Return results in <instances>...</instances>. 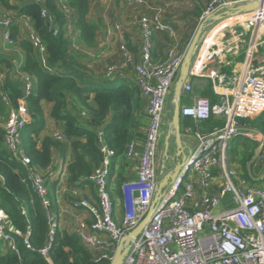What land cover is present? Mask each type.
Instances as JSON below:
<instances>
[{
  "label": "built area",
  "instance_id": "built-area-1",
  "mask_svg": "<svg viewBox=\"0 0 264 264\" xmlns=\"http://www.w3.org/2000/svg\"><path fill=\"white\" fill-rule=\"evenodd\" d=\"M43 1L35 0L36 3ZM123 2L148 9L146 0ZM59 5L68 20L67 37L71 38L74 31L73 10L64 0H60ZM228 5L229 0H209L202 20ZM16 15V12L5 11L0 4V28L4 30V41L9 46L14 45L11 27ZM22 17L25 19L28 41L37 52L41 64L49 69L44 40L36 32L33 21ZM42 17L49 23L50 31L57 35L58 24L46 9L42 10ZM242 28L254 33L244 72L229 75L214 68L212 65L223 55L238 48V44L232 46L223 41L226 35L231 34L236 38ZM114 29L120 33L118 41L122 62L109 66L106 77H117L133 65L134 80L147 100L143 137L132 141L126 153L128 159L137 161V176L121 188L123 211L118 217L111 194V165L115 152L106 145L104 131L98 129L97 140L103 162L88 179L97 191V202L81 198L72 205L75 210L89 212L93 218L90 232L85 231L79 223L76 234L88 247L103 251V256H111V259L123 238L137 228L153 206L159 180L160 139L167 103L186 54L179 51L177 32L163 21L158 10L154 14L147 11L141 13V62L138 65L134 64L121 26L115 25ZM261 30H264V8L214 23L201 37L182 94L190 96L193 93V80L205 78L212 82L219 101L212 104L208 98L197 97L190 105L181 107V118L200 123L214 117L223 121L224 126L211 132H202L198 127L184 128L183 133L193 135L198 144L191 151L177 179L167 188L164 198L155 206L151 222L131 241L124 264H264V180L260 186L256 181L264 173L258 177L249 175L248 178L246 173L250 170L235 167L230 162L231 143L235 138L253 139L258 135L243 133L242 120H254L264 113V63L253 65L251 61ZM157 32H167L173 39L164 61L153 59ZM241 37L237 38L238 42ZM15 66L24 85V96L16 105L4 91V76L0 72V99L8 109L3 142L12 159L25 168L23 182L42 201L49 219L50 239L53 240L59 226L50 210L48 179L56 177V173L51 167L45 171L34 167L23 144V132L32 123L28 98L34 95L37 85L32 75L21 72V63ZM86 115L83 113V116ZM53 137L58 141L66 139L60 132ZM59 175L68 177L66 171ZM191 175L197 176V181ZM73 195L79 198L80 192L74 190ZM16 236L22 235L0 209V243L20 254ZM28 236L29 232L24 237V244L31 249ZM102 236H107V239ZM50 248L51 243L39 251L49 262Z\"/></svg>",
  "mask_w": 264,
  "mask_h": 264
},
{
  "label": "trees",
  "instance_id": "trees-1",
  "mask_svg": "<svg viewBox=\"0 0 264 264\" xmlns=\"http://www.w3.org/2000/svg\"><path fill=\"white\" fill-rule=\"evenodd\" d=\"M64 1L73 10L72 24L79 32L80 43L93 47L96 43L97 27L87 20L92 0ZM0 4L7 12L15 11L16 18H30L47 47L49 69L41 64L29 41L20 42L26 52L21 72L32 75L37 85L34 95L28 98L32 123L23 132L24 148L32 160V165L37 169L47 170L56 152L65 158L71 150L72 161L67 167L69 182L73 186L89 182L88 179L103 162L97 140V130L102 129L106 145L115 152L111 165L113 176L116 172V160L123 159L129 144L139 137L140 128L145 122L140 116L142 98L138 85L135 81L130 83L122 79L125 73H120L113 82L99 83L86 78V68L74 54L72 43L67 37L68 20L60 8V0H44L42 3H36L35 0H0ZM43 9L58 24L57 35L50 31L49 23L42 17ZM202 16L203 13L198 10L192 13L196 21L190 24L182 50L189 46ZM17 30V26L11 27L12 40L16 39ZM0 72L4 76V91L16 105L24 96V85L13 59L1 53ZM112 83L117 85H110ZM206 96L211 99L212 104L219 101L211 93ZM71 97L79 103L77 106H82L86 111L85 122L79 120V117L84 119L83 114H76L71 107ZM43 102L51 104L50 116L64 124V141L56 140L53 135L42 139L40 144L36 140L47 127ZM6 111L7 107L0 99V116H5ZM186 123L194 127L196 125L193 119L186 120ZM199 124L202 125V132H211L214 128L220 129L224 126L223 121L214 117ZM242 124L264 135V113L254 120H242ZM245 156L248 158L245 159ZM243 157V166L247 168L248 162L255 155L244 153ZM246 176L249 178L248 172ZM25 177V168L12 159L9 151L0 142V209L8 215L22 235L16 236L20 254L0 243V264H110L111 256L105 258L100 250L88 247L77 234L70 235L58 229L53 240L50 239L46 210L37 194L23 182ZM50 210L53 211L52 202ZM28 232L31 249L24 244V237ZM50 243L51 262L39 253Z\"/></svg>",
  "mask_w": 264,
  "mask_h": 264
},
{
  "label": "crops",
  "instance_id": "crops-1",
  "mask_svg": "<svg viewBox=\"0 0 264 264\" xmlns=\"http://www.w3.org/2000/svg\"><path fill=\"white\" fill-rule=\"evenodd\" d=\"M114 1V6L112 2ZM148 2V0H146ZM243 0H229V5L234 6L240 3H243ZM204 0H200L196 2V6L193 12L201 11L204 12ZM173 5L172 7H174ZM166 7V6H165ZM165 7L156 4V2H148V9L145 10L144 8H137L135 6L128 5L123 2V0H92L90 4L89 13L87 15V20L97 27V37L96 43L93 47H89L84 43H80L79 41V32L76 28H74L73 24L72 27L74 29L73 35L69 38L70 42L72 43V50L76 57L81 61L82 65L86 68L85 72L87 75V79H91L97 81L99 83L105 82H113L117 77L114 78H107V70L108 67L113 64H120L122 62V55L120 52V46L118 41L119 32L115 31L114 26L120 25L122 27V33L125 37L127 46L134 57V64L138 65L141 62V49H140V16L141 13L147 11L149 14H154L155 11H160L163 21L171 26L176 32H180L181 26L177 19V16L168 15L166 13ZM111 8V17L113 21L108 20V18L104 15V12ZM11 13H15V11H10ZM169 12V10H168ZM192 12V13H193ZM137 15H133V14ZM135 19V20H134ZM202 20V18H201ZM24 21L25 19L22 16L15 17L14 25L17 26V35H16V42L13 46H9L4 41V30L0 28V53L2 55H7L13 59V64H22L25 60L26 52L20 42L28 41V32L24 28ZM189 21V19H187ZM190 21L193 20L191 17ZM187 25V23H185ZM189 28V27H188ZM189 31L184 32L185 35L181 38L179 51L185 53L186 50H182V43L185 36L188 34ZM242 34V35H241ZM238 42L237 38L240 39ZM254 33L252 30L242 28L239 29L237 33V37H232L231 34L226 35V39L223 40L224 42L227 41L229 45L238 44V48L231 50L230 52L226 53L221 57V60L214 63L212 66L222 72H225L229 75H239L244 72L245 66L247 64L248 54L251 46V41L253 40ZM173 39L171 35L167 32H157L154 36V53L153 59L154 61H164L167 58V52L172 47ZM233 46V45H232ZM188 48V47H187ZM14 49L16 52L15 55H9V52ZM13 51V50H12ZM80 54V55H78ZM83 55V56H82ZM83 57V58H82ZM117 63H114L116 62ZM252 64L253 65H260L264 63V30H261L258 34L255 48L253 49L252 54ZM16 67V66H15ZM131 70L125 72V76L122 78L128 82L135 81L134 80V73H130ZM134 71V70H133ZM174 90V89H173ZM207 93H211L214 96L215 92L213 90L212 82L205 78H196L193 80V93L190 96H183L185 103L183 106L190 105L193 103V100L197 97H204L208 98L210 101L211 99L206 96ZM217 97V96H216ZM142 110L140 113L143 122L145 121V112L147 108V100L142 96ZM79 103L75 100V98L71 97L70 105L73 108L76 114H83L86 113L83 110L82 106H77ZM42 106L44 108L46 114V129L43 130L39 137L36 140H39V144L41 143L42 139L47 136H52L57 132L63 133L62 130L64 128V124L56 121L50 116L51 112V104L47 102H43ZM182 107V106H181ZM83 110V111H82ZM87 114V113H86ZM8 116V109L6 111V115ZM4 116H0V119ZM79 117L81 122H85V117ZM188 121L192 119H187ZM196 123V122H195ZM242 123V122H241ZM145 124V122H144ZM143 126L140 128L139 137L135 140H139L143 137ZM200 125V124H199ZM196 123L195 127L200 128L203 131L202 125L199 126ZM243 133H258L256 137L253 139L248 138V140L252 143L258 142V140L264 139V135L260 132L250 130L247 125L242 124ZM191 126L195 128L193 125H188L186 123L185 127ZM182 128V122H181ZM182 134V132H181ZM183 140L186 141V146H184V152L189 151V153L193 150V148L198 144L196 138L193 135H185L182 134ZM4 145V142H3ZM172 147L175 148L176 146L173 144ZM260 149H264V142L260 144L259 148L255 150V157H253L250 162H248V167L245 170H251L257 163ZM232 151V150H231ZM174 153V152H172ZM243 153V152H242ZM243 154H239L238 159L239 162L243 164ZM72 161V152L71 150L68 151V154L65 158H62L60 154L57 152L54 154L53 162L51 164V168L56 173V177H52L48 179V187L50 190V199L53 205V213L56 217L58 222L59 230L61 232L67 234H76V226L77 224L81 223L84 226V230L90 232V227L93 223V218L91 214L85 210H75L73 208V203L79 200V198L90 200L92 203L97 202L98 195L95 187L90 182H82L77 183V185L73 186L68 177H60L63 171L67 172V167ZM116 172L112 176V184H111V194L112 199L114 201L115 212L118 217L122 215V193L121 188L124 183L133 180L137 176V161H132L128 159L125 155L123 159L116 160ZM233 166L238 167V164H233ZM249 175L258 177L259 175H253L251 172H248ZM68 174V173H67ZM191 178L194 181H197V176L191 175ZM261 179V177H260ZM160 180V175H159ZM74 190L80 192V197L76 198L73 195ZM104 239H107V236H102Z\"/></svg>",
  "mask_w": 264,
  "mask_h": 264
},
{
  "label": "water",
  "instance_id": "water-1",
  "mask_svg": "<svg viewBox=\"0 0 264 264\" xmlns=\"http://www.w3.org/2000/svg\"><path fill=\"white\" fill-rule=\"evenodd\" d=\"M261 8H264V0H253L249 2H243L238 5L230 6L220 10L217 14L204 18L197 28L185 54L184 62L181 66L179 77L174 85V95L176 98L174 112L171 120L172 130L166 136L165 148L163 160L160 164V180H158L157 192L154 199L153 206L144 220L137 226L135 230L131 232L127 237L123 238L120 244L117 246L110 264H124L125 257L127 256L131 241L137 237L144 228L151 222L154 217L155 206L164 198L167 188L174 183L177 179L181 168L186 162L188 156L184 153V146L186 141L183 140L181 134V105L180 100L182 98V87L187 80L190 67L192 64L194 53L197 46L203 36L207 27L210 24L221 22L227 18L238 17L244 14L253 13ZM174 136V137H173ZM176 146L175 153L172 154V145ZM191 154V152H190ZM182 157V160H181Z\"/></svg>",
  "mask_w": 264,
  "mask_h": 264
},
{
  "label": "rangeland",
  "instance_id": "rangeland-1",
  "mask_svg": "<svg viewBox=\"0 0 264 264\" xmlns=\"http://www.w3.org/2000/svg\"><path fill=\"white\" fill-rule=\"evenodd\" d=\"M149 1L150 2H156V4L161 5L163 7L166 6L165 9H166V13H168V15H174L175 14V16H177V19H178V21L180 23V26L182 27L181 30H180V32H177V36H178L177 38L181 42V38H183V36L185 35L184 32L189 31L190 24H193L194 23V21L192 22V21H190V19L192 17V12L194 11V8L196 6V2H199L200 0H148V2ZM208 1L209 0H204V5H203L205 7L204 9H206V5H207ZM111 2H112V5L114 6V1H111ZM173 5H175V6L172 7ZM110 10H111V8H109L108 10H106L104 12V15L108 18V20L113 21L112 20V17H111ZM168 10H169V12H168ZM133 15L135 16L137 14L135 13ZM187 19H189V21H187ZM201 22H202V20L200 19L199 25L201 24ZM185 23H187V25ZM213 26H214V24H212V25L210 24V26L207 27V29L205 30V32L206 31H209L211 29V27H213ZM140 39H141V34H140ZM13 41H14V44H15L16 39L15 40L13 39ZM140 42H141V40H140ZM12 50L9 52V55H10V53L13 54V55L16 54V52H14V49H12ZM78 55H80V54H78ZM114 63H117V61L114 62ZM129 70H131L130 73L132 72V74H133L134 73V71H133L134 70V66L131 65L130 68H129ZM110 85L116 86L117 84L112 83ZM175 102H176V98H175V95H174V91H172V94H171L170 98L168 99L166 120H165V125L163 127L161 139H160V143H161L160 144V156H159V163L160 164H161V162L163 160V156H164V148H165V139H166V136L169 133V131L172 130V128H171V120H172V116H173V112H174ZM184 103H185V100H184V98L182 96V98L180 100V105L183 106ZM7 117L8 116H4L3 118L0 119V142L2 143V145H3V135H4L5 125H6V122H7ZM186 120H187L186 118H182V128H181L182 134H184L183 133V130H184V127L186 125ZM239 138H240V141H239L238 138H235L232 141V143H231V150L232 151H230V162H231L232 165L236 163V164H238V166L244 168L242 162H239V159H238L239 154L246 153L248 155L254 156L255 155V150L257 148H259V146H260V144H262V142H264V139L258 140V142L252 143L250 141H247L243 137H239ZM237 139H238V142H237V144H235V142H236ZM171 152H174L175 153V148L174 147H171ZM184 154L186 156H188V157L191 156V154L189 153V151H186ZM247 158L248 157L245 156V159H247ZM181 160H182V157H181ZM159 171H160V169H159ZM250 172L253 175H259L260 173H264V149H260V154H259L257 163L250 170ZM263 177L261 179L260 178H257V180H256L257 181V184L259 186L263 184L262 183V181L264 180ZM49 194H50V190H49ZM50 195H49V198H51ZM80 199L81 198L76 199V200H80ZM100 252H101L100 253L101 255L105 254L101 250H100Z\"/></svg>",
  "mask_w": 264,
  "mask_h": 264
},
{
  "label": "flooded vegetation",
  "instance_id": "flooded-vegetation-1",
  "mask_svg": "<svg viewBox=\"0 0 264 264\" xmlns=\"http://www.w3.org/2000/svg\"><path fill=\"white\" fill-rule=\"evenodd\" d=\"M160 169V168H159ZM159 174V173H158Z\"/></svg>",
  "mask_w": 264,
  "mask_h": 264
}]
</instances>
